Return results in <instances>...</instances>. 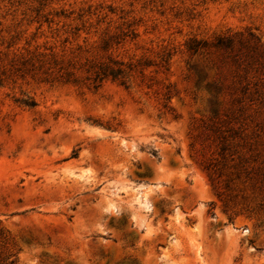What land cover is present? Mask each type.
<instances>
[{"label":"rangeland","instance_id":"obj_1","mask_svg":"<svg viewBox=\"0 0 264 264\" xmlns=\"http://www.w3.org/2000/svg\"><path fill=\"white\" fill-rule=\"evenodd\" d=\"M0 264H264V0H0Z\"/></svg>","mask_w":264,"mask_h":264},{"label":"trees","instance_id":"obj_2","mask_svg":"<svg viewBox=\"0 0 264 264\" xmlns=\"http://www.w3.org/2000/svg\"><path fill=\"white\" fill-rule=\"evenodd\" d=\"M132 33V31L130 32ZM122 34H125L124 32ZM119 35L118 34H108L101 40V48L103 50H107L112 41H115V43L119 42ZM49 62L51 64L50 67H57V73L58 77L60 79L68 80L69 78V72L67 69H65L63 66H61V61H57L54 54L51 52L49 54ZM106 61H98L96 65H94L91 75V84L94 89L98 88L101 83L106 80H114L118 81L120 84L127 86V68L129 65H125L121 60L115 59L108 55ZM22 103H24L27 106H33L34 100L32 99H24L22 100Z\"/></svg>","mask_w":264,"mask_h":264}]
</instances>
